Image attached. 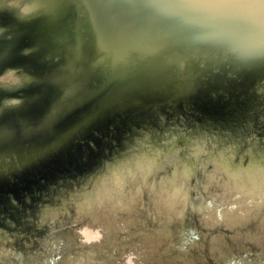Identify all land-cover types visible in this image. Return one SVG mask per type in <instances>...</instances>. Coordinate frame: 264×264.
Returning a JSON list of instances; mask_svg holds the SVG:
<instances>
[{
    "label": "water",
    "instance_id": "water-1",
    "mask_svg": "<svg viewBox=\"0 0 264 264\" xmlns=\"http://www.w3.org/2000/svg\"><path fill=\"white\" fill-rule=\"evenodd\" d=\"M129 261L264 264V0H0V264Z\"/></svg>",
    "mask_w": 264,
    "mask_h": 264
},
{
    "label": "clouds",
    "instance_id": "clouds-1",
    "mask_svg": "<svg viewBox=\"0 0 264 264\" xmlns=\"http://www.w3.org/2000/svg\"><path fill=\"white\" fill-rule=\"evenodd\" d=\"M6 104H9V105H17L20 103V101L18 100H10V101H5ZM129 264H131V261H129Z\"/></svg>",
    "mask_w": 264,
    "mask_h": 264
}]
</instances>
